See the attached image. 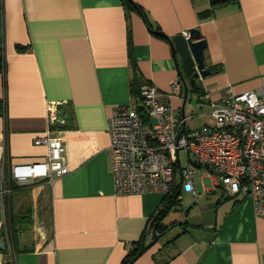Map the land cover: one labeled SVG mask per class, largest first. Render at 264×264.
<instances>
[{
  "label": "crops",
  "instance_id": "0c3cea01",
  "mask_svg": "<svg viewBox=\"0 0 264 264\" xmlns=\"http://www.w3.org/2000/svg\"><path fill=\"white\" fill-rule=\"evenodd\" d=\"M134 1L142 15L127 12L121 0H0V179L10 189L0 196V237L13 216L14 264H121L134 241L152 240L149 225L163 195H115L107 126L116 108L136 105L135 83L166 92L179 80L181 60L169 39L197 29L206 64L216 69L198 80L195 96L194 115L207 120L191 129L194 115L185 111L186 130L213 124L199 100L205 91L217 100L226 89L238 95L264 88V0H237L206 19L199 13L211 0ZM182 101L179 92L171 106L180 110ZM48 103H59L56 129L69 171L50 185L37 180L12 190L13 166L46 158L47 147L33 140L47 129ZM199 170L213 188L203 175L202 191L192 180L196 196L180 183L178 203L161 219L167 230L133 264H264V218L255 216L251 198L224 196L210 170ZM183 191L201 199L184 206ZM0 264H9L7 243Z\"/></svg>",
  "mask_w": 264,
  "mask_h": 264
},
{
  "label": "built area",
  "instance_id": "2783aa9c",
  "mask_svg": "<svg viewBox=\"0 0 264 264\" xmlns=\"http://www.w3.org/2000/svg\"><path fill=\"white\" fill-rule=\"evenodd\" d=\"M1 71H5V61H1ZM179 92L178 80L170 81L166 92L142 84L136 105L118 107L109 117L110 171L115 195L166 196L181 183L186 192L196 196L192 176L199 168H207L224 196L246 193L255 216L264 218V88L238 95L226 89L217 100L205 91L199 100L209 105L213 124L201 130H186L187 118H181L180 110L171 106V98ZM58 104H47V129L33 140L35 145L47 147L45 160L13 166L9 182L28 186L42 180L50 185L68 173L64 137L56 129L60 121ZM6 106L3 96V119ZM180 152L186 157L185 168H180ZM9 192L1 178L0 196ZM7 232L4 238L9 264H14L11 234Z\"/></svg>",
  "mask_w": 264,
  "mask_h": 264
},
{
  "label": "water",
  "instance_id": "95a60500",
  "mask_svg": "<svg viewBox=\"0 0 264 264\" xmlns=\"http://www.w3.org/2000/svg\"><path fill=\"white\" fill-rule=\"evenodd\" d=\"M169 43L172 48V55L175 60L179 57L181 60V70L179 71V86L180 93H183V101L180 107L181 118H185V105L188 101V93L191 91L192 95L199 94L198 80L206 78L213 74V70L207 66L204 56V50L206 48V42L201 39L200 33L197 29H189L187 35L182 33L169 39ZM156 230H153V236H155ZM159 237L155 236L145 246L144 250L153 246ZM6 242L4 234L0 237V249L5 250ZM142 251L133 258L129 264H133L134 261L141 255Z\"/></svg>",
  "mask_w": 264,
  "mask_h": 264
},
{
  "label": "trees",
  "instance_id": "16d2710c",
  "mask_svg": "<svg viewBox=\"0 0 264 264\" xmlns=\"http://www.w3.org/2000/svg\"><path fill=\"white\" fill-rule=\"evenodd\" d=\"M125 10L127 12H130V11H133L135 13H138V14H141L142 15V9L140 6H138L134 0H121ZM238 4V1L237 0H211V4H210V7L209 9L199 13V17L201 19H206V18H209L211 17L217 9L219 8H222V7H229V6H233V5H237ZM150 28V27H149ZM151 32H154L155 34L157 35H160V36H164L163 33H161V31L159 30H155V31H151ZM17 48L19 50H24L23 47H20V46H17ZM0 69H1V62H0ZM214 71H216V69H212ZM213 71V72H214ZM135 86V93H137V90H138V87H137V83L134 84ZM33 186V185H32ZM178 187V186H177ZM177 187H174L171 194L170 195H166L164 196L163 195V200H162V206L157 210V212L155 213V215L152 217V220L150 222V225H149V231H152L155 229L156 230V234L155 236H158L159 238H161L163 235H164V232L165 230H167V226L164 227L162 226V217L167 213V211L173 207L174 205H176L178 203V199H177V190L178 188ZM11 188L12 190H16L18 189V186L16 185H11ZM11 219V239H12V243L14 244V241L16 242V237H17V228H16V223L18 222L16 219L12 217H10ZM17 221V222H16ZM10 222V220H9ZM153 236L152 234V239L155 237ZM147 241H146V237L144 235H142L140 237L139 240L137 241H134L133 244H132V248L129 249V251L126 253V255L124 256V258L122 259L121 261V264H129L134 257H136L141 251V255L143 253H145V251L147 250H144L145 246L147 245Z\"/></svg>",
  "mask_w": 264,
  "mask_h": 264
},
{
  "label": "rangeland",
  "instance_id": "374dc122",
  "mask_svg": "<svg viewBox=\"0 0 264 264\" xmlns=\"http://www.w3.org/2000/svg\"><path fill=\"white\" fill-rule=\"evenodd\" d=\"M196 95H193V96H189L188 98V101L186 102V105H185V111L186 113H190L189 115L191 114H198V112L196 113V108L197 106L199 105L197 100H196ZM207 119H204L198 115H194V117L192 116V119L188 121V127H190L191 129H197V128H200L202 127L203 125V122H205ZM187 166V161H186V157L184 155V152H180V168H185ZM191 168V167H190ZM199 174H196L195 176H193V183L195 185V188L197 190L201 189V185L199 183V180H200V176L203 175L204 176V179H203V182H204V186L206 188H213L212 186V183L210 181V178L205 176L206 172L204 170H198ZM200 191V192H201ZM246 193H241V195H245ZM239 196V195H238ZM201 198L199 197H196L194 198L191 194H187L185 193L184 191L181 193V203L186 206V205H192L195 201L199 200ZM6 209V208H5ZM173 236V235H172ZM171 236V237H172ZM169 238V237H168ZM165 241V240H164Z\"/></svg>",
  "mask_w": 264,
  "mask_h": 264
}]
</instances>
